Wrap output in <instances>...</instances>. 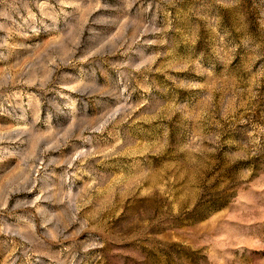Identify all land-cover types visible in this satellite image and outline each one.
<instances>
[{
	"label": "rangeland",
	"instance_id": "obj_1",
	"mask_svg": "<svg viewBox=\"0 0 264 264\" xmlns=\"http://www.w3.org/2000/svg\"><path fill=\"white\" fill-rule=\"evenodd\" d=\"M0 264H264V0H0Z\"/></svg>",
	"mask_w": 264,
	"mask_h": 264
}]
</instances>
